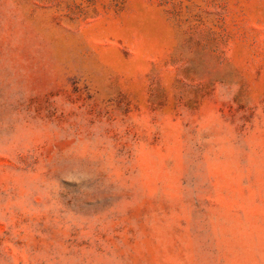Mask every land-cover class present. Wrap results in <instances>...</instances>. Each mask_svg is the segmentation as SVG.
Masks as SVG:
<instances>
[{"label":"rangeland","instance_id":"rangeland-1","mask_svg":"<svg viewBox=\"0 0 264 264\" xmlns=\"http://www.w3.org/2000/svg\"><path fill=\"white\" fill-rule=\"evenodd\" d=\"M0 264H264V0H0Z\"/></svg>","mask_w":264,"mask_h":264}]
</instances>
